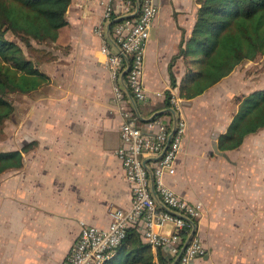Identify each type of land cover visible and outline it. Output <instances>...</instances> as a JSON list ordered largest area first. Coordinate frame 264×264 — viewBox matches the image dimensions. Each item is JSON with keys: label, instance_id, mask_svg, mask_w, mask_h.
I'll list each match as a JSON object with an SVG mask.
<instances>
[{"label": "crops", "instance_id": "crops-1", "mask_svg": "<svg viewBox=\"0 0 264 264\" xmlns=\"http://www.w3.org/2000/svg\"><path fill=\"white\" fill-rule=\"evenodd\" d=\"M105 1L71 0L67 24L46 48L49 59L39 63L49 84L23 95L29 101L18 117L19 144L13 148L22 150L23 165L0 174V264H62L83 222L106 228L112 210L131 205V185L115 154L123 119L96 32ZM200 5L160 0L145 54L144 82L152 96L142 107L145 118L167 109L171 88L180 91L188 68L179 52ZM249 62L184 98L187 132L175 172L165 181L204 206L199 227L208 253L192 264H264V128L237 148H219L237 97L256 90L241 87L247 75L240 66ZM156 264L168 262L156 258Z\"/></svg>", "mask_w": 264, "mask_h": 264}, {"label": "built area", "instance_id": "built-area-1", "mask_svg": "<svg viewBox=\"0 0 264 264\" xmlns=\"http://www.w3.org/2000/svg\"><path fill=\"white\" fill-rule=\"evenodd\" d=\"M104 3L96 32L102 38L100 50L113 81V102L123 119L122 144L115 154L131 185L132 202L112 210L106 228L83 222L62 264H106L131 227L163 253L168 264H192L208 253L199 227L204 206L165 181L166 174L175 172L187 132L185 99L171 88L164 94L167 109L163 113L152 112L145 118L142 110L152 97L144 82V62L160 0ZM167 223H171L169 230Z\"/></svg>", "mask_w": 264, "mask_h": 264}, {"label": "trees", "instance_id": "trees-1", "mask_svg": "<svg viewBox=\"0 0 264 264\" xmlns=\"http://www.w3.org/2000/svg\"><path fill=\"white\" fill-rule=\"evenodd\" d=\"M70 2L0 0V126L15 110L12 94H29L50 82L49 75L39 68L41 60L27 56L6 32L10 30L29 46L33 40L52 43L67 24L65 14ZM200 3L192 35L179 52L188 68L179 91L185 99L201 94L242 63L264 55V0H200ZM175 84L171 71V85ZM237 101L238 109L227 131L219 136L221 150L239 147L248 134L264 128V88L238 96ZM23 158L19 149L0 151V174L21 167ZM156 258L167 263L163 253L157 251L156 255L137 229L131 227L106 264H156Z\"/></svg>", "mask_w": 264, "mask_h": 264}, {"label": "rangeland", "instance_id": "rangeland-1", "mask_svg": "<svg viewBox=\"0 0 264 264\" xmlns=\"http://www.w3.org/2000/svg\"><path fill=\"white\" fill-rule=\"evenodd\" d=\"M6 36L9 39L17 41L24 49L27 56L36 59L37 61L49 59V51L46 48L52 46L51 43H37L33 40L32 46H29L20 37L12 33L10 30L6 32ZM146 61V55H145ZM145 64V62H144ZM146 65V64H145ZM144 65V66H145ZM246 76V83L241 84L244 91H251L253 89L264 88V55L258 58L254 62H249L240 66ZM145 68V67H144ZM245 76V75H244ZM237 78H235L236 80ZM10 99L14 103L15 110L12 116L7 119L4 125L0 126V151L2 150H13L14 147L18 146V117L25 112L28 106V97H24L21 94L15 93L10 96ZM32 139V138H31ZM34 142V141H31ZM171 223H167L166 229H170Z\"/></svg>", "mask_w": 264, "mask_h": 264}, {"label": "water", "instance_id": "water-1", "mask_svg": "<svg viewBox=\"0 0 264 264\" xmlns=\"http://www.w3.org/2000/svg\"><path fill=\"white\" fill-rule=\"evenodd\" d=\"M215 148L218 150V145L217 144L215 145Z\"/></svg>", "mask_w": 264, "mask_h": 264}]
</instances>
